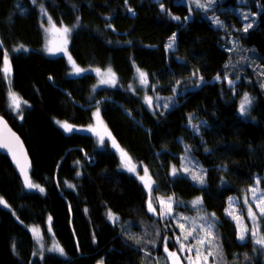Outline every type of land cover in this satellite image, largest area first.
I'll return each mask as SVG.
<instances>
[{"label":"trees","instance_id":"obj_1","mask_svg":"<svg viewBox=\"0 0 264 264\" xmlns=\"http://www.w3.org/2000/svg\"><path fill=\"white\" fill-rule=\"evenodd\" d=\"M241 1L213 0L203 10L183 0H0V114L24 139L33 183L44 189L27 191L0 155V264H171L165 238L176 251L178 225L148 210L147 189L121 168L117 149L76 129L92 123L99 105L119 146L147 167L156 195L201 197L203 210L216 216L228 261L264 264V251L238 239L226 212L229 198L264 173V86L247 64L235 87L224 78L238 77L236 49L254 51L264 67V0L259 7ZM40 4L72 28L69 56L45 51ZM5 52L10 80L2 71ZM69 57L79 68L112 66L117 86L94 91L96 75L73 72ZM136 67L147 84L136 79ZM10 89L26 101L19 112L9 106ZM245 93L252 102L243 114ZM187 146L206 167L205 185L171 174ZM176 207L196 212L187 203ZM35 225L47 239L51 229L63 254L37 251ZM149 227L158 234L150 236Z\"/></svg>","mask_w":264,"mask_h":264},{"label":"rangeland","instance_id":"obj_2","mask_svg":"<svg viewBox=\"0 0 264 264\" xmlns=\"http://www.w3.org/2000/svg\"><path fill=\"white\" fill-rule=\"evenodd\" d=\"M183 1L197 7L195 0H183ZM241 2L248 3V0H243ZM199 3L207 4L208 0H199ZM213 3L214 2H212V4ZM254 3H255L254 5H256V7L260 6L259 0H254ZM212 4H211V6H212ZM39 6H40V10H41V23H42V27H43V30L45 33V51L49 55L64 54V55L69 56V42H70V37H71V33H72V28L64 26V25H58L55 22V20L47 13V11L44 8V5L40 4ZM209 8H211V7L202 8V9L207 10ZM63 28H69V29H71V31L68 32L67 34H64L62 31H57L58 29H63ZM175 38H176V35H175ZM65 41H66V43H65ZM174 47H175V42H174ZM19 48L26 49V47H24V46H19ZM57 48H62L63 50L62 51H55V49H57ZM49 49H53V51L50 52ZM245 50L244 49H236L235 50V53L238 54V58L233 63V67L238 68V72H237L238 77L231 78L228 75H226L224 78L227 80V83L229 84V86L235 87L237 85V83L240 81V78L244 73L243 66L247 64V65H249L247 68H249L250 73L254 74V76L257 79H259L261 84L264 86V67L256 65L255 62L253 61L252 56L254 55V51H251L248 53ZM8 60L10 62V55L9 54H8ZM71 65H72V71H73V64L71 63ZM81 69H85L86 71H84V72H90V73H93L96 75L97 82L93 87L94 91H97L103 87H116L118 84V77H117V74H116V72L112 66H108L106 68L88 67V68H81ZM109 69L111 70V73L115 74V84L101 83L102 80H110L112 78L111 74L108 71ZM97 70H99V71H97ZM139 72L145 73V71L136 67V79L140 83ZM9 75H10V73H9ZM8 79L10 80L11 78L8 76ZM221 79H222V77H219V79H217V80H221ZM229 81H232L233 83L230 84ZM10 91L16 93L13 89H10ZM16 94L21 100V107L19 110H14L12 107H11V109L15 112H19L24 105V100L19 96L18 93H16ZM243 97H244V94L241 98V102L243 100ZM248 97H249L250 103L245 105L246 111L243 114L247 113V111L251 105V102H252V98L249 94H248ZM168 102H169V105H171L173 102V99H172V101H171V99H169ZM158 103H160L159 99H158ZM10 104H11V101L9 98V106H10ZM240 106H241V103H240ZM97 112H98V116L94 115ZM76 129L80 130V131L92 133L96 137L97 143L100 147H105L107 144H109L111 147H114L115 149H117L118 155L120 157L121 168L129 171L128 167L123 166L124 162H122L120 150H122L124 153H126V152L119 146L118 142L116 141V139L112 135L111 131L109 130L104 118L102 117L101 105L94 107L92 123H90L87 126H79ZM101 137H103V140H104L103 143L100 142ZM113 142H115L116 146H114ZM126 154H127V157H130L128 155V153H126ZM128 166L129 167H132V166L136 167V171L131 172V173L135 174L138 178L145 175L144 170H143L145 168V166L140 165L139 163H136L131 157H130V161L128 162ZM172 168H173V166H172ZM172 168H171V174H172ZM175 168L177 169V172L175 175H185V176L189 177L195 184L205 185L207 182L206 167L199 161V159L195 155H193L192 150H191V148H189V146H187L186 152L182 156L181 164L178 166H175ZM183 168H188L189 171L185 172L183 170ZM193 173H195L198 176H203L204 183L201 184L198 180H194L192 178ZM172 176H174V175L172 174ZM149 177H150V179H149ZM257 180H259V183H257ZM145 181L148 183H152L151 197H152L153 207L156 210L155 212H152L153 214L156 213V214L160 215V212H161V205L157 200L158 197L162 198L164 201H168V198L171 197L172 198V201H171L172 212H171V214L165 215V216L160 215V216L162 218L172 220L177 225L183 224L185 226L184 227V233L185 234L188 231H190L192 228H195L197 230V234L203 235L204 233L200 230V226L202 224L205 225V227L207 226L208 223H212L214 225V227L212 228V231H213V234L215 237V245L212 247L211 250L214 251L216 253V255L208 257V264H238L236 262L235 263L227 262V259H226L225 254H224L223 242H221V239H219L220 236H219V232L217 231L218 227L216 225V223H217L216 216L215 215L213 216L212 214L203 210L204 208H203V202H202L201 197H196L193 199H187L186 200V199H182V198L178 197L175 194L156 195L154 192L155 181L152 178V176L150 175L149 171H148V177H145ZM142 183L144 184V182H142ZM252 188L257 189L255 198L253 197L252 192L250 191ZM147 191H148V189H147ZM148 193H149V191H148ZM261 195H264V173L262 175L255 176L254 184L251 185L250 187H248L247 189H245L240 195L231 197L232 198L231 207H230V202H229L228 211H233L235 215L243 217V224L247 225V227L249 229V231L245 235V239L244 240L239 239L240 241L252 240L254 243H256V238L253 237V235H252L253 229H256L258 237L264 236V217H262L260 215L259 209L256 207V204H257L259 197ZM197 198L200 199L201 203L198 205H193L192 201L196 200ZM245 199H247L248 204H245ZM148 201H149V199H148ZM186 203L189 204L194 209H196V212L188 213L185 210L176 207V204L185 205ZM249 205H251L252 211L257 214V218L255 221H253L249 218V215H248V206ZM165 207H167V204L165 205ZM185 217H187L188 219H184ZM112 221H114V220H112ZM235 222H236V220H235ZM49 223H50V221H49ZM30 228H31L32 233L34 234L35 239H36L38 252L51 251V250L57 251L54 249V245H57V242L55 241V239L52 236L51 229H49L50 237L47 239V238H45L43 231H42L40 226L35 225V226H31ZM33 229L38 230L39 240L37 239V235L34 233ZM178 229H179L180 233L176 232L175 240H176L177 236L181 235L180 227H178ZM147 231L150 233V236H152L153 234H158L157 230H155V228H153V227H149L147 229ZM238 236H239V230L237 233V237ZM175 242L177 243V240ZM152 243H153V245H156V242L154 240L152 241ZM184 243L186 245L195 244L196 240L193 237H189L188 241H185ZM256 246H259V247H257V249H259L260 251L264 250V246L257 244V243H256ZM207 249H208V245L206 244L204 246L205 254H207V251H206ZM168 251L171 252L170 249H168ZM174 252H176L177 255L180 257L181 264H187V260L185 259V257L190 255L187 251H185L184 253H181L179 251V244H178V249ZM191 255H193V257H194V252ZM250 260H251L250 258H247V261L249 263H250ZM263 261H264V258H263ZM170 263L172 264L171 259H170Z\"/></svg>","mask_w":264,"mask_h":264},{"label":"snow or ice","instance_id":"obj_3","mask_svg":"<svg viewBox=\"0 0 264 264\" xmlns=\"http://www.w3.org/2000/svg\"><path fill=\"white\" fill-rule=\"evenodd\" d=\"M195 2H196V5H197L198 8H207V7H211V4H212L213 0H208L207 4H201V3H199V0H195ZM129 11H131V9H129ZM244 18L247 19V16H245ZM175 19H179V17H175ZM215 22L218 25L221 24L219 19H216ZM250 27H252V25L251 24H247L244 27L243 30L247 31L248 28H250ZM57 31H62L64 34H67L68 32L71 31V29L63 28V29H58ZM174 41H175V35H173V37H171L170 40H169V44H168L169 48H172L174 46ZM65 43H66V41H65ZM18 50L19 49H16V51H18ZM62 50H63L62 48L55 49V51H62ZM49 51L51 52V51H53V49H49ZM69 61L73 64V71L76 74H80V73L86 71L85 69H81L79 67H76L75 66V62L71 60V57H69ZM2 71H3V73H4L6 78L9 76V73L11 71V66H10V62L8 60V53L7 52L4 53ZM97 71H99V70H97ZM108 71L111 74L112 78L110 80H102L101 83L115 84V74L111 73L110 69ZM193 75H195V73ZM139 78H140V83L141 84H147L148 81H147V74L146 73L139 72ZM217 79H219V77H217ZM229 83L232 84L233 82L229 81ZM9 98H10V101H11L10 107H12L14 110H19L20 107H21V100L17 96V94L12 92V91H9ZM145 99H146V102L150 105L151 102H152V98L151 97H146ZM169 99H171V98H169ZM24 103H26V101ZM249 103H250V100H249L248 94L245 93L244 97H243V100L241 102V106H240V112L241 113H244L246 111L245 105H247ZM164 107H168V105L165 104ZM94 115L98 116V112L96 114H94ZM0 122H2V118H0ZM62 127L64 128V130L66 132H72L73 131V126L67 124L66 122L62 124ZM193 128H197V126L193 125ZM100 142L101 143L104 142L103 137L100 138ZM113 143H114V146H116L115 142H113ZM0 147L9 148V151H12V148L10 147L9 143H7V142H5L3 140H0ZM120 151H121L122 162H124L123 166L124 167H128V170L130 172H135L136 171V167L135 166H132V167L128 166V162L130 161V157H127V154L124 153L122 150H120ZM13 159H16L15 153L13 154ZM17 163H19V161H17ZM143 170H144L145 175L141 176L139 178H140V180L142 182H144L145 188H147L148 191H149L148 210L150 212H155L156 210L153 207L152 197H151L152 183H148V182L145 181V177H148V169H147V167H145ZM183 170L185 172L189 171L188 168H183ZM21 172L25 176L24 183L29 189L38 188L39 191H41V192L44 191V189L41 188L39 185L34 184V183H32L30 181V178L27 176V172H26L24 167H21ZM176 172H177V169L175 168V166H173L172 174L175 175ZM77 175H79V173ZM192 178L194 180H198L201 184L204 183L203 176H198L195 173H193ZM149 179H150V177H149ZM257 183H259V180H257ZM250 191L252 192V195L255 198L257 189L256 188H252ZM157 200H158V202L161 205L160 215L161 216L170 215L171 212H172V208H171L172 198L169 197L168 201H164L162 198L158 197ZM231 201H232V198L230 197L229 198L230 207H231ZM0 203H3L2 198H0ZM200 203H201V201H200L199 198H197L196 200L192 201L193 205H198ZM166 204H167V207H165ZM245 204H248L247 199H245ZM256 207L259 209L260 215L262 217H264V195H261L259 197V200H258V202L256 204ZM226 212H227L228 215L232 216V218L234 220H236V222H237V228L239 230L238 239L244 240L245 239V235L249 231V229H248L247 225L243 224V217L235 215L233 211L226 210ZM212 215L214 216L215 214H212ZM248 215H249V218L251 220H253V221H255L256 218H257V214L252 211L251 205L248 206ZM108 217H109V219L114 220V221L116 219H118V217H116L110 210L108 212ZM184 219H188V218L185 217ZM49 220H51V217H49ZM178 227H180V229H181V235L176 237L177 243L179 244V251L181 253H184L185 251H187L190 254V255L185 257V259L187 260V264H208V257L216 255V253L211 250L212 247L215 245V237H214V234H213V231H212V228L214 227V225L212 223H208L207 226L205 227V225L202 224L200 226V230L204 233L203 235L197 234V230L195 228H192L190 231H188L185 234L184 233V227L185 226L183 224H180V225H178ZM33 231L37 235V239L39 240V232H38V230L37 229H33ZM252 235H253V237L256 238V243L257 244H260V245L264 246V236H259L258 237L256 229L252 230ZM189 237H193L196 240V243L195 244L186 245L184 242L188 241ZM206 244L208 245V249L206 250L207 254H205V250H204V246ZM54 249L59 251L61 254H63L64 250L62 248H60L58 244L54 245ZM164 250L167 253L168 258L171 259L172 264H181L180 257L177 255V253L168 251L167 238H165V248H164ZM193 252H194V257H193V255H191Z\"/></svg>","mask_w":264,"mask_h":264},{"label":"water","instance_id":"obj_4","mask_svg":"<svg viewBox=\"0 0 264 264\" xmlns=\"http://www.w3.org/2000/svg\"><path fill=\"white\" fill-rule=\"evenodd\" d=\"M0 118H2V122H0V140H3L9 143L12 151H9V148L0 147V155H6L9 157L12 165L15 167L21 181L24 183L25 176L21 172V167H24L27 176L32 180V171H33V162L31 156L29 154L28 148L25 144L24 139L17 132V130L11 125L9 120L2 114H0ZM15 153L16 159H13V154ZM19 161V163H17ZM24 186L27 191H33V189H29L25 183ZM96 264H105L103 262H98Z\"/></svg>","mask_w":264,"mask_h":264},{"label":"bare ground","instance_id":"obj_5","mask_svg":"<svg viewBox=\"0 0 264 264\" xmlns=\"http://www.w3.org/2000/svg\"><path fill=\"white\" fill-rule=\"evenodd\" d=\"M107 77H108V76H107ZM252 242H253V241H252ZM253 244L256 245V243H254V242H253ZM257 247H259V246H257ZM258 250H259V249H258ZM259 251H260V250H259ZM263 251H264V250H263ZM263 251H260V252H263ZM224 254H225V253H224ZM225 257H226V255H225ZM226 259H227V257H226ZM227 262H229L228 259H227Z\"/></svg>","mask_w":264,"mask_h":264}]
</instances>
